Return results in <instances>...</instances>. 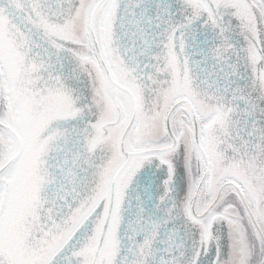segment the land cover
Segmentation results:
<instances>
[{
    "label": "snow or ice",
    "instance_id": "6c2138e0",
    "mask_svg": "<svg viewBox=\"0 0 264 264\" xmlns=\"http://www.w3.org/2000/svg\"><path fill=\"white\" fill-rule=\"evenodd\" d=\"M0 264H264V0H0Z\"/></svg>",
    "mask_w": 264,
    "mask_h": 264
}]
</instances>
